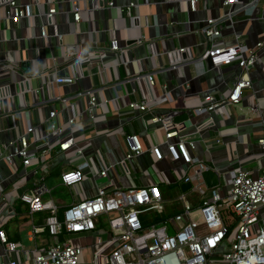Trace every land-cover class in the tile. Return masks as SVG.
Returning <instances> with one entry per match:
<instances>
[{
  "label": "crops",
  "instance_id": "1",
  "mask_svg": "<svg viewBox=\"0 0 264 264\" xmlns=\"http://www.w3.org/2000/svg\"><path fill=\"white\" fill-rule=\"evenodd\" d=\"M6 1L0 0V64L13 66L17 71L1 68L0 83L14 85L18 79L29 77L30 86L36 89L43 85L44 71L56 69L60 75L71 74L65 59L68 44H74L81 55L90 49L107 54L103 74L99 73V56H95L91 65L83 64V76L78 82L54 86L52 94L70 97L67 105L50 101L49 93L43 89L13 99L14 108L29 112V118L22 113L17 117L7 114L6 107L0 114V148L5 150L18 132L16 125H24L28 119L37 127L34 137H43L51 109L58 108L56 120L61 124L81 113L74 134L77 147L61 151L56 145L45 160L38 152L40 159L28 167L22 165L19 157L15 158V167L6 161L0 163V200L3 193L12 204L4 215L3 228L8 241L17 246L9 253L11 258L21 264H33L36 255L51 242L45 226L47 212L31 216L20 198L38 181L52 188L47 198L61 211L76 201L93 197L99 186L110 181L121 188L158 184L164 211L172 214L189 207L199 223L201 195L187 189L185 198H179L184 192L181 185L192 167L182 157H174L164 141L165 128L174 123L185 124L182 133L195 141V148H190L192 156L219 171L221 186L217 189L222 195L229 193L227 181L239 169L259 177L264 154L259 143L264 138V0H240L231 9L222 0H196L195 9L193 0H77L82 8L79 21H75L72 11L74 0H16L34 7L33 16L19 23L9 17L11 8ZM131 3H135L132 17L127 14ZM51 9L56 12L48 19ZM209 19H216L221 28V35L214 39L206 35ZM43 25L47 36L42 35ZM113 41L120 50L111 49ZM237 42L248 49L263 43L257 49L255 65L248 70L237 61L214 66L205 57L214 46ZM181 48L187 50L178 55L180 64L174 67L169 53ZM148 74L155 78L154 84L143 77ZM242 76L250 78L253 86L244 90L240 103L213 112L202 110L208 104L207 95L227 99L233 84ZM88 91L94 92L99 101L95 120L85 112ZM144 97L149 101L147 110L129 107ZM256 105L258 110L254 113L252 107ZM152 116L162 120L154 123ZM211 119L208 127L197 130ZM127 135L138 137L143 147L140 155L127 156ZM171 141H179V136ZM156 143H160L162 159L151 151ZM78 148L83 150L81 155ZM74 169L85 170L86 177L77 185H63L61 174ZM105 169L108 177L97 175ZM60 190L65 195L58 194ZM228 224L234 228L236 222L229 220ZM70 238H77L84 245L81 264H89L95 237L70 234ZM0 249L5 251L1 241Z\"/></svg>",
  "mask_w": 264,
  "mask_h": 264
},
{
  "label": "built area",
  "instance_id": "2",
  "mask_svg": "<svg viewBox=\"0 0 264 264\" xmlns=\"http://www.w3.org/2000/svg\"><path fill=\"white\" fill-rule=\"evenodd\" d=\"M239 1L222 0L223 5L230 9ZM6 4L11 8L8 12L9 17L15 23L34 14L32 4H20L16 0H7ZM134 7L135 3L129 5L128 16L132 17ZM192 8H196V0L192 1ZM81 10L79 2L74 0L72 11L75 21L80 20ZM55 12L56 9H51L47 13L48 19H52ZM231 14L232 10L229 15ZM42 35L47 36L44 25ZM206 35L213 39L221 35V28L217 25L216 19L208 20ZM262 46V42L254 49H248L240 42L229 46H214L207 51L205 57L210 59L214 66L229 65L237 61L240 67L248 70L255 65L258 59L257 49ZM111 49L118 51L120 47L113 41ZM186 50L181 48L169 53L172 66L176 67L180 64L177 57ZM95 56H99L98 63L102 67L99 73L103 74L107 57L105 51L90 49L85 55H81L74 44H68L65 59L71 74L60 75L56 69L44 71L41 74L44 79L43 85L36 89L30 86L29 77L18 79L14 85L0 83V114L6 107L7 114L17 117L18 113H22L21 115L29 118V112L14 108L13 99L18 95L25 97L26 93L31 91L38 93L43 89L49 93L50 101L61 106L67 105L70 97L52 94V89L55 85H73L78 82L83 76V64L91 65ZM1 68L16 70L15 67L4 64H0ZM143 77L148 78L150 83H155L153 75L148 74ZM252 86V80L242 76L233 84L227 99L220 100L212 94L207 95L205 100L208 104L202 110L213 112L228 104H238L244 90ZM13 87H15L14 92ZM86 95L88 102L85 112L95 120L99 101L92 91L86 92ZM129 107L144 111L149 108V101L144 97L141 101L131 102ZM257 110V105L252 107V112L255 113ZM80 115H73L61 124L56 120L58 108L51 109L43 137H34L37 127L30 119L24 125H16L17 134L10 138L5 150L0 148V163L6 161L15 167V158L19 157L22 165L28 167L35 160L40 158L45 160L46 156L49 157L50 150L56 145L61 151L77 147L74 134L75 128L80 125ZM161 120L159 116L151 118L154 123ZM212 121L211 119L197 130L208 127ZM185 128V124L175 123L172 127L165 128L164 141L174 157L177 159L182 157L192 167V171L185 177V183L190 182V189L201 195L199 223L194 218L193 209L184 207L181 212L164 221L145 225L141 214L153 208H162L164 197L158 184L121 188L110 181L99 186L93 197L76 201L61 211L52 199L47 198L51 195L52 188L38 181L20 195L22 203L27 206L31 216L47 212L45 226L49 231L51 242L36 255L33 264H81L85 247L77 242V238L63 239L66 234H75L78 238L91 234L95 237L94 252L89 264H264V154L259 177H253L249 171L239 169L232 173L227 181L230 187L229 193L222 195L219 189L206 187L202 172L212 167L192 156L190 148H195L196 143L182 133ZM175 136H179V141H171ZM125 139L128 145V157L143 152L137 136L127 135ZM259 143L264 152V138H260ZM77 151L80 155L83 152L81 148ZM151 151L158 159L163 158L160 143H156ZM38 152L42 153L40 158ZM86 174L83 169L65 171L61 174V183L66 186L77 185ZM97 175L108 177V171L102 170ZM185 195V191L181 192L179 198L184 199ZM11 208L9 198L2 193L0 241L4 243L5 251L0 249V264H21L19 260L10 257L9 253L15 251L17 246L8 241L3 228L4 215ZM227 219L231 223L236 222L234 228L230 227ZM223 248L226 250L217 255L216 253Z\"/></svg>",
  "mask_w": 264,
  "mask_h": 264
},
{
  "label": "water",
  "instance_id": "3",
  "mask_svg": "<svg viewBox=\"0 0 264 264\" xmlns=\"http://www.w3.org/2000/svg\"><path fill=\"white\" fill-rule=\"evenodd\" d=\"M202 176L206 187L209 189H214L221 186V175L216 169L209 168L202 172ZM191 188V183L186 182L181 185V189L186 191Z\"/></svg>",
  "mask_w": 264,
  "mask_h": 264
},
{
  "label": "trees",
  "instance_id": "4",
  "mask_svg": "<svg viewBox=\"0 0 264 264\" xmlns=\"http://www.w3.org/2000/svg\"><path fill=\"white\" fill-rule=\"evenodd\" d=\"M147 212L151 213L153 215V218L154 220L153 221H149L148 218H147ZM179 212V211H177ZM177 212H174L172 214H169L168 212L164 211L163 208H153V209H150L149 211H146V212H143L141 214V217H142V220L144 222L145 225H150V224H153V223H159L161 221H164L166 219H168L170 216L174 215L175 213ZM220 252L216 253L217 255L219 254Z\"/></svg>",
  "mask_w": 264,
  "mask_h": 264
},
{
  "label": "rangeland",
  "instance_id": "5",
  "mask_svg": "<svg viewBox=\"0 0 264 264\" xmlns=\"http://www.w3.org/2000/svg\"><path fill=\"white\" fill-rule=\"evenodd\" d=\"M58 194H64L65 195V193L61 190L58 191ZM146 214H147V218L150 222L154 220L153 215L151 213L147 212ZM35 215H37V214H35ZM63 239H70V235H68V234L64 235ZM223 249H225V248H223Z\"/></svg>",
  "mask_w": 264,
  "mask_h": 264
}]
</instances>
